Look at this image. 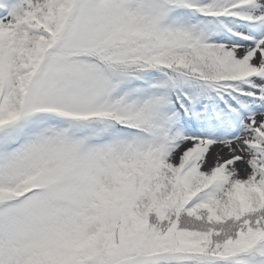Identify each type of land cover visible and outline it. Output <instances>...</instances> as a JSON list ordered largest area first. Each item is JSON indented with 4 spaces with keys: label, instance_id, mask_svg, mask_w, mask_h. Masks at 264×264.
<instances>
[{
    "label": "snow or ice",
    "instance_id": "snow-or-ice-1",
    "mask_svg": "<svg viewBox=\"0 0 264 264\" xmlns=\"http://www.w3.org/2000/svg\"><path fill=\"white\" fill-rule=\"evenodd\" d=\"M0 264H264V0H0Z\"/></svg>",
    "mask_w": 264,
    "mask_h": 264
}]
</instances>
